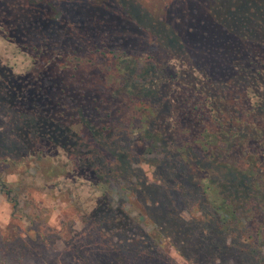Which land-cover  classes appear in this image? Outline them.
<instances>
[{"label": "trees", "instance_id": "trees-1", "mask_svg": "<svg viewBox=\"0 0 264 264\" xmlns=\"http://www.w3.org/2000/svg\"><path fill=\"white\" fill-rule=\"evenodd\" d=\"M216 3L0 0V264L40 195L128 259L264 264V0Z\"/></svg>", "mask_w": 264, "mask_h": 264}, {"label": "rangeland", "instance_id": "rangeland-1", "mask_svg": "<svg viewBox=\"0 0 264 264\" xmlns=\"http://www.w3.org/2000/svg\"><path fill=\"white\" fill-rule=\"evenodd\" d=\"M216 1L201 0V3L205 2L201 8L216 9L218 7L217 3L214 4ZM37 202L40 208L45 209L44 215L49 213L46 224H35V227L45 234L43 238L41 234L27 235L26 227L29 222L26 219L23 220V226H19L18 229L32 255L27 260V264H170L143 255L132 259L123 257L118 248L106 244V235L102 231L94 230L73 214L72 207L66 199L40 195ZM10 213L11 204L0 193V228L9 225ZM114 240L120 242L115 237ZM168 250L179 264H186V260L176 251L170 247ZM37 256L38 260L34 259ZM202 259L203 264H232L222 263L219 260L210 262L207 257Z\"/></svg>", "mask_w": 264, "mask_h": 264}]
</instances>
